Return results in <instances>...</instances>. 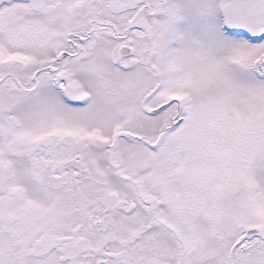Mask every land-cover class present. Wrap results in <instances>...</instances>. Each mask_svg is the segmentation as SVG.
Segmentation results:
<instances>
[{"label":"snow or ice","instance_id":"1","mask_svg":"<svg viewBox=\"0 0 264 264\" xmlns=\"http://www.w3.org/2000/svg\"><path fill=\"white\" fill-rule=\"evenodd\" d=\"M0 264H264V0H0Z\"/></svg>","mask_w":264,"mask_h":264}]
</instances>
